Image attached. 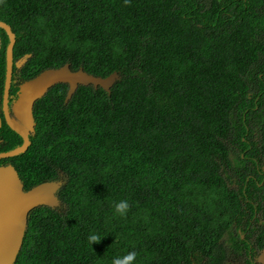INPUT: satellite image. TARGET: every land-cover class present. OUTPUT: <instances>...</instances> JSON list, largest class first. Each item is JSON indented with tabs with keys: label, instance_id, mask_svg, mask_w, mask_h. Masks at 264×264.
<instances>
[{
	"label": "trees",
	"instance_id": "obj_1",
	"mask_svg": "<svg viewBox=\"0 0 264 264\" xmlns=\"http://www.w3.org/2000/svg\"><path fill=\"white\" fill-rule=\"evenodd\" d=\"M15 5L37 68L119 78L68 102L57 83L35 104L28 148L7 159L24 189L62 180L61 203L30 211L13 264H259L264 0Z\"/></svg>",
	"mask_w": 264,
	"mask_h": 264
},
{
	"label": "water",
	"instance_id": "obj_2",
	"mask_svg": "<svg viewBox=\"0 0 264 264\" xmlns=\"http://www.w3.org/2000/svg\"><path fill=\"white\" fill-rule=\"evenodd\" d=\"M0 26L8 30L13 40V33L9 26L3 22H0ZM10 73L11 50L9 48L6 60V90L10 84ZM118 78L119 74L116 71L102 77L89 73L82 67L72 70L70 63H64L59 67L43 69L35 77L25 81L21 85L24 96L20 103L24 107V113L17 114L18 120L6 117L8 125L21 136L22 141L12 149L0 152V158L17 155L28 148L30 144L29 131L35 125L31 106L32 97L42 96L56 83H67L68 90L64 99L67 102L79 85L92 84L95 88L100 86L104 90L110 91V87ZM16 107L18 104L14 107L17 113L18 108ZM62 184V180H49L24 189L23 182L13 165L0 166V264L14 263L23 243L28 225V214L33 208L38 205L50 207L60 205L61 201L57 191ZM257 261L264 264V250L259 254Z\"/></svg>",
	"mask_w": 264,
	"mask_h": 264
},
{
	"label": "flooded vegetation",
	"instance_id": "obj_3",
	"mask_svg": "<svg viewBox=\"0 0 264 264\" xmlns=\"http://www.w3.org/2000/svg\"><path fill=\"white\" fill-rule=\"evenodd\" d=\"M10 29L14 33L15 29L13 28L12 25L10 26ZM4 34L8 37L6 30H4L3 28L0 27V152L7 151V150L12 149L13 147L17 146V145H13V143L16 141V138L13 136L12 133H10L11 132L9 130L10 126L7 123L6 117L9 116L10 118L18 120L17 114H23L24 113L23 112V111H25L24 107H22L20 105L21 100L24 96V90H22L21 85L25 81H27L28 79H31L32 77L36 76V75H33L34 74L33 70H28L25 68L26 59L29 56L30 57L33 56V52L29 51V50L27 51L25 49L22 51H19L18 49H13L12 65H11V73H10V84H9L8 89L7 90L5 89V81H6L5 53H6V46L9 42V39L4 44V38L2 37ZM19 64H21V65L18 66ZM70 68H71V66H70ZM77 69H75V70H77ZM42 70H40V71H42ZM45 94H46V92L42 96H39V97H32V95L29 94L33 98L32 104H31L32 112H33V108H34L35 104ZM17 104H18V107H16V108H18V110L16 113L14 110V107L17 106ZM33 116H34V112H33ZM34 121H35V118H34ZM34 128H35V125L33 126V129L29 131V139H30V135L32 133H34ZM15 133H17V132H15ZM7 158H9V157L0 158V160L6 159L5 161H0V166L1 165H8V164H11L14 166V164L11 161H8ZM18 175H19V172H18Z\"/></svg>",
	"mask_w": 264,
	"mask_h": 264
},
{
	"label": "rangeland",
	"instance_id": "obj_4",
	"mask_svg": "<svg viewBox=\"0 0 264 264\" xmlns=\"http://www.w3.org/2000/svg\"><path fill=\"white\" fill-rule=\"evenodd\" d=\"M16 2H17V0H8L6 5H2L0 7V22H3L5 24L11 26V23L13 22V18H14V12H15V10L17 8V5H15ZM117 16H119V14ZM6 32H7L8 37L5 34L2 36L4 38V44L9 39V42H8V44L6 46L5 62L7 60V51L10 48V50H11V65H12V52H13V49H18L19 51H22L24 49L26 50L28 41L25 38L21 37L19 35V33L17 32V30H14V33L12 32L13 33V40H12V37H11L10 33L8 32V30H6ZM34 58H36V57H34V56L30 57L29 56L26 59V63L25 62L24 63H25V68L26 69L33 70V72L35 73L37 70H42L44 68H39V67L37 68L36 61L34 60ZM20 65L21 64H19L18 66H20ZM46 68H48V67H46ZM36 74H37V72L34 75H36Z\"/></svg>",
	"mask_w": 264,
	"mask_h": 264
},
{
	"label": "clouds",
	"instance_id": "obj_5",
	"mask_svg": "<svg viewBox=\"0 0 264 264\" xmlns=\"http://www.w3.org/2000/svg\"><path fill=\"white\" fill-rule=\"evenodd\" d=\"M9 26V25H8ZM1 27V26H0ZM1 28H3V27H1ZM9 28H10V26H9ZM4 29V28H3ZM5 30V29H4ZM10 31H11V29H10ZM12 32V31H11ZM48 68H51V67H48ZM83 68V67H82ZM46 69V68H45ZM84 69V68H83ZM86 71V70H85ZM52 87V86H51ZM20 177V176H19ZM23 182V181H22ZM24 185V184H23ZM128 207H129V205H128V202L126 201V200H122V201H120V202H118V203H116V205H115V209H116V212L117 213H119V214H121V215H123L125 212H126V210L128 209ZM241 237L243 238L244 237V234H242L241 235ZM100 239V237H98L97 235H91L90 237H89V240L91 241V242H97L98 240ZM264 250V248L263 249H261V251L257 254V256L255 257V261L257 262V263H259V264H261L260 262H258L257 261V258H258V256H259V254L262 252ZM135 256H136V253L135 252H131V253H129L127 256H125V257H123L122 259H116L115 261H114V264H128V262H130V261H133L134 259H135Z\"/></svg>",
	"mask_w": 264,
	"mask_h": 264
}]
</instances>
